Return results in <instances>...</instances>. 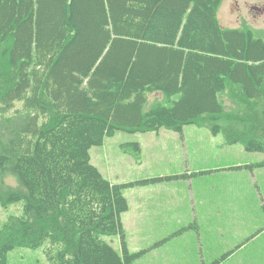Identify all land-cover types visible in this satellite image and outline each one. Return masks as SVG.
I'll use <instances>...</instances> for the list:
<instances>
[{
    "label": "trees",
    "instance_id": "1",
    "mask_svg": "<svg viewBox=\"0 0 264 264\" xmlns=\"http://www.w3.org/2000/svg\"><path fill=\"white\" fill-rule=\"evenodd\" d=\"M223 1L0 0V205H22L0 264L18 247L50 264H135L198 229L129 250L124 189L185 176L111 183L90 151L118 131L197 125L264 154V29L224 28ZM122 148L140 161L139 143Z\"/></svg>",
    "mask_w": 264,
    "mask_h": 264
},
{
    "label": "rangeland",
    "instance_id": "2",
    "mask_svg": "<svg viewBox=\"0 0 264 264\" xmlns=\"http://www.w3.org/2000/svg\"><path fill=\"white\" fill-rule=\"evenodd\" d=\"M218 16L224 28L264 29V0H224ZM129 143H139L140 161L123 150ZM90 155L113 184L185 176L124 189L129 211L122 222L133 253L198 225L135 264H264V167L233 170L264 162V154L249 153L242 144L228 145L223 134L188 125L183 134L166 128L143 134L118 131ZM21 214V204L8 210L0 205V230L11 216ZM105 240L121 251L119 236ZM8 264L50 263L45 248L18 247L9 253Z\"/></svg>",
    "mask_w": 264,
    "mask_h": 264
},
{
    "label": "flooded vegetation",
    "instance_id": "3",
    "mask_svg": "<svg viewBox=\"0 0 264 264\" xmlns=\"http://www.w3.org/2000/svg\"><path fill=\"white\" fill-rule=\"evenodd\" d=\"M257 9H259V8H257ZM260 10V9H259Z\"/></svg>",
    "mask_w": 264,
    "mask_h": 264
}]
</instances>
